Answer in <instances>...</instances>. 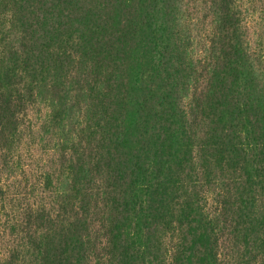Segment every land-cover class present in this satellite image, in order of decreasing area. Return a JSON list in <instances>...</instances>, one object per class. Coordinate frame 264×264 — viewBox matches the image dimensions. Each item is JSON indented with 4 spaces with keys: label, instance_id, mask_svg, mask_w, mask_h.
I'll return each mask as SVG.
<instances>
[{
    "label": "trees",
    "instance_id": "1",
    "mask_svg": "<svg viewBox=\"0 0 264 264\" xmlns=\"http://www.w3.org/2000/svg\"><path fill=\"white\" fill-rule=\"evenodd\" d=\"M5 234L0 264H264V0H0Z\"/></svg>",
    "mask_w": 264,
    "mask_h": 264
},
{
    "label": "rangeland",
    "instance_id": "2",
    "mask_svg": "<svg viewBox=\"0 0 264 264\" xmlns=\"http://www.w3.org/2000/svg\"><path fill=\"white\" fill-rule=\"evenodd\" d=\"M257 17V16H256ZM253 24L255 25V27H256V31H259L260 30V21L258 20V19H255L254 18V20H253ZM3 218V220H4V217H2ZM2 220V221H3ZM4 234V233H3ZM9 241H10V236H8V235H4V237H3V239L1 238L0 239V254H3V253H5L6 252V245H7V243H9Z\"/></svg>",
    "mask_w": 264,
    "mask_h": 264
}]
</instances>
